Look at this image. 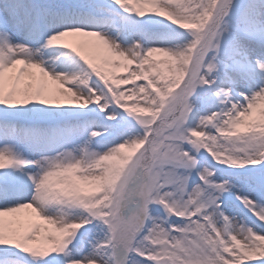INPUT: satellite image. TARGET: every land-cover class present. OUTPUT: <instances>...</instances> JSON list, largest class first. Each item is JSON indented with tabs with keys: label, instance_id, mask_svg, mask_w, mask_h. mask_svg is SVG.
<instances>
[{
	"label": "snow or ice",
	"instance_id": "1",
	"mask_svg": "<svg viewBox=\"0 0 264 264\" xmlns=\"http://www.w3.org/2000/svg\"><path fill=\"white\" fill-rule=\"evenodd\" d=\"M0 264H264V0H0Z\"/></svg>",
	"mask_w": 264,
	"mask_h": 264
}]
</instances>
